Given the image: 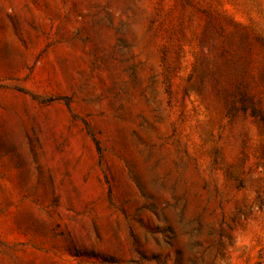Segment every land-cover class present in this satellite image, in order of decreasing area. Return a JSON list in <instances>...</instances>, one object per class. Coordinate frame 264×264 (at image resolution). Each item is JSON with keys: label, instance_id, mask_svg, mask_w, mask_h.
<instances>
[{"label": "rangeland", "instance_id": "1", "mask_svg": "<svg viewBox=\"0 0 264 264\" xmlns=\"http://www.w3.org/2000/svg\"><path fill=\"white\" fill-rule=\"evenodd\" d=\"M0 264H264V0H0Z\"/></svg>", "mask_w": 264, "mask_h": 264}]
</instances>
